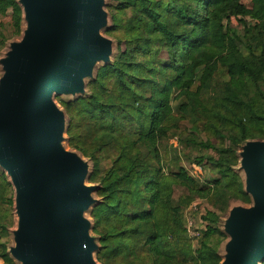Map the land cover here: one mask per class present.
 Returning a JSON list of instances; mask_svg holds the SVG:
<instances>
[{
    "label": "trees",
    "instance_id": "obj_1",
    "mask_svg": "<svg viewBox=\"0 0 264 264\" xmlns=\"http://www.w3.org/2000/svg\"><path fill=\"white\" fill-rule=\"evenodd\" d=\"M250 1L251 7L242 0H118L113 24L105 32L117 38L123 50L87 83L88 96L56 97L67 115L66 143L94 164L87 180L98 184L95 193L101 198L90 215L101 264L222 260L217 249L224 234L206 223L194 254L186 221L172 205L175 184L197 193L206 188H199L183 168L163 172L153 162V153L169 130L174 97L180 100V112L206 114L211 136L228 138L234 145L264 138V0ZM6 9H11L18 32L21 8L16 0H0V10ZM232 17L250 18L255 24L240 36L226 27ZM163 50L165 58L160 56ZM219 67L226 69L229 80L206 107L201 96ZM129 123L134 124L123 130ZM203 145L213 147L210 142ZM105 154L110 164L100 171ZM224 176L226 189L241 194L240 179L227 166ZM2 182L11 187L5 178ZM205 217L217 219L213 212ZM0 259L13 264L5 247Z\"/></svg>",
    "mask_w": 264,
    "mask_h": 264
},
{
    "label": "water",
    "instance_id": "obj_2",
    "mask_svg": "<svg viewBox=\"0 0 264 264\" xmlns=\"http://www.w3.org/2000/svg\"><path fill=\"white\" fill-rule=\"evenodd\" d=\"M24 29L0 58V167L14 191L9 255L21 264H98L86 210L97 185L88 163L62 146L67 115L56 97L83 94L95 65L110 63L104 0H18ZM65 135V136H64ZM249 207L231 209L219 264L264 261V139L240 151Z\"/></svg>",
    "mask_w": 264,
    "mask_h": 264
},
{
    "label": "rangeland",
    "instance_id": "obj_3",
    "mask_svg": "<svg viewBox=\"0 0 264 264\" xmlns=\"http://www.w3.org/2000/svg\"><path fill=\"white\" fill-rule=\"evenodd\" d=\"M242 1L248 7H251L250 0ZM16 2L18 4V0H16ZM117 3L118 0H104V10L107 13V21L102 29V33L112 41V54L110 62L119 53V51H122L124 48L123 45L118 43L117 38L105 32V30L110 28L113 24L112 13L113 8ZM254 24L255 21L250 18L240 19V17H232L230 20L226 21L227 29H234L238 33L237 35L240 36L245 35L243 31L247 28V26L253 27ZM23 29L24 23L22 19L21 28L18 32H16L11 19V9H6L5 11L0 10V58L7 54L10 49L11 42L19 41L21 39ZM1 34L3 37H1ZM1 42L3 43L1 44ZM241 49L244 50L245 48L241 46ZM166 55L167 53L165 50L161 51V57L165 58ZM105 64L106 63L104 62H99L95 65L93 76L86 79V85L95 79L98 69ZM228 80L229 77L226 69L219 67L212 79L206 85L204 93L201 96V100L206 107L211 106L214 98L220 93L223 89V85L228 82ZM89 94L90 91L88 90L87 85L83 94H68L61 95L59 97L64 100H73L81 96L86 97ZM55 101L57 102V99H55ZM179 102L180 100L175 99V97L172 100V106L174 109L167 122L169 130L166 135L161 136L157 140L156 152L153 153V162L157 166H161L163 172H177L178 169L183 168L186 170L188 175L198 183L199 188H206L205 192L197 193L193 192L192 189L186 185L175 184L171 195L172 205L176 207V215L180 216L182 220L184 219L187 222V219L191 218L194 221V226L200 230V234L206 223L215 226L219 232L224 234L217 249L219 255L222 257L226 252V243L229 239L228 235L225 233V224L231 209L234 207H249L253 204L252 197L245 191V174L240 166L241 148L247 140L264 138H248L244 141H240L237 145H234L228 138L211 136L206 130L209 122V118L206 117V114L201 110H197L195 112L190 110L188 112H180L178 110ZM57 104L65 111V109L58 102ZM133 124L134 123L127 124V127L123 130ZM205 142H210L213 147H205V145H203ZM62 146L67 150L76 152L88 163V176L93 172L94 164L91 159L83 156L80 151L68 146L66 141L62 142ZM230 150L234 151V154L228 152ZM200 158L203 159L201 163L198 162ZM109 164L110 159L108 158V155H102L100 161V171L106 169ZM226 166L240 179L239 183L241 194L239 193L237 196L233 195L232 192L226 189L225 184L228 181V177L224 176ZM4 178L10 183L9 177L0 167V251L3 247H5L9 255V248L15 244L13 231L17 228V216L14 210L13 187L11 183V187H5L2 182V179ZM217 180L219 181L218 184H216ZM86 182L89 185H98L96 183L89 182L88 180ZM92 196L95 202L88 208V210H86L85 216L91 223L90 234L97 239L92 230L94 226V219L90 215L92 209L98 204L101 198L96 193H93ZM9 201H11V204ZM207 212H213L217 215L215 222L204 219L206 218L205 216ZM198 241L199 239H190L194 254H196L195 250L198 248ZM94 257L96 259L95 253ZM12 260L13 264H21L15 258H12ZM97 263L101 264L98 261ZM0 264H5L2 259H0Z\"/></svg>",
    "mask_w": 264,
    "mask_h": 264
},
{
    "label": "built area",
    "instance_id": "obj_4",
    "mask_svg": "<svg viewBox=\"0 0 264 264\" xmlns=\"http://www.w3.org/2000/svg\"><path fill=\"white\" fill-rule=\"evenodd\" d=\"M204 227L205 225L203 226V228ZM185 229L190 239H196L200 235V230H198V228L194 226V221L191 218L187 219Z\"/></svg>",
    "mask_w": 264,
    "mask_h": 264
}]
</instances>
